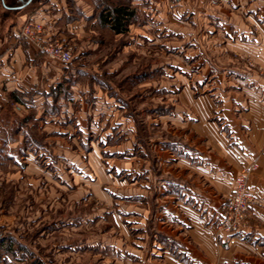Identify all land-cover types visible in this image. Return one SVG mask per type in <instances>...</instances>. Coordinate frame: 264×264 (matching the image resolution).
<instances>
[{"label":"rangeland","instance_id":"rangeland-1","mask_svg":"<svg viewBox=\"0 0 264 264\" xmlns=\"http://www.w3.org/2000/svg\"><path fill=\"white\" fill-rule=\"evenodd\" d=\"M118 6L132 13L122 34L99 20ZM40 7L8 14L20 50L17 81L10 85V66L0 81V264H196L183 245L187 225L158 220L155 164L161 150L186 147L171 124L186 118L176 114L186 111L182 96L218 105L239 79L235 64L251 66L226 48L234 15L249 9L235 0H51L60 21L46 15V26L53 21L52 38L71 48L64 64L19 35L21 15L42 22ZM254 206L238 233L220 228L221 208L206 222L220 253L237 240L260 247L264 264V237L244 233Z\"/></svg>","mask_w":264,"mask_h":264},{"label":"crops","instance_id":"crops-1","mask_svg":"<svg viewBox=\"0 0 264 264\" xmlns=\"http://www.w3.org/2000/svg\"><path fill=\"white\" fill-rule=\"evenodd\" d=\"M49 1L33 4L41 6L37 14L45 26L46 15L56 23L60 21L56 12L48 9ZM235 1H240L241 8L247 7L250 13L242 17L236 12L235 41L226 48L236 55L250 58L252 64L250 67L243 62L235 64L240 72L239 79L231 90L216 95L218 105L210 96H182L179 102L186 111L176 114L184 113L186 118L182 120L176 115L171 124L176 135L183 137L186 147L180 154V148L176 153L161 150L155 164L158 173L154 176L157 182L154 197L158 220L160 224L174 220L187 225L189 238L183 245L189 249V257L196 264H229L234 256L252 264L263 263L260 247L237 240L231 242L229 253H220L206 222L213 213H220L223 201L232 191L236 175L252 167L247 191L260 202V206L252 208L254 221L244 233L264 237V74L256 70L257 66L264 71V0ZM28 15L36 16L29 12L20 18ZM11 17L3 10L0 12V81L3 76H9L10 85L17 81L20 50L14 42L18 36L17 28L12 20L7 25ZM51 20L53 27L55 23ZM224 29L228 30V26L224 25ZM8 53L13 56L12 62L4 67L3 61ZM4 99L0 94V135L3 132L2 118L6 113L2 107ZM149 179L151 176H145L146 181ZM144 192L147 195L150 190L145 188Z\"/></svg>","mask_w":264,"mask_h":264},{"label":"built area","instance_id":"built-area-1","mask_svg":"<svg viewBox=\"0 0 264 264\" xmlns=\"http://www.w3.org/2000/svg\"><path fill=\"white\" fill-rule=\"evenodd\" d=\"M21 38L33 45L46 58L60 63L71 60V48L53 39L49 29L41 21L27 16L19 32ZM251 168L242 170L234 179V190L221 206L220 228L229 234L238 233L249 222V209L257 200L247 191V179Z\"/></svg>","mask_w":264,"mask_h":264},{"label":"trees","instance_id":"trees-1","mask_svg":"<svg viewBox=\"0 0 264 264\" xmlns=\"http://www.w3.org/2000/svg\"><path fill=\"white\" fill-rule=\"evenodd\" d=\"M131 16L132 13H130L126 6H118L105 9L100 14L99 20L115 34H122L127 31Z\"/></svg>","mask_w":264,"mask_h":264},{"label":"water","instance_id":"water-1","mask_svg":"<svg viewBox=\"0 0 264 264\" xmlns=\"http://www.w3.org/2000/svg\"><path fill=\"white\" fill-rule=\"evenodd\" d=\"M45 0H0V12L5 14L17 15L31 4Z\"/></svg>","mask_w":264,"mask_h":264},{"label":"flooded vegetation","instance_id":"flooded-vegetation-1","mask_svg":"<svg viewBox=\"0 0 264 264\" xmlns=\"http://www.w3.org/2000/svg\"><path fill=\"white\" fill-rule=\"evenodd\" d=\"M9 17V16H8Z\"/></svg>","mask_w":264,"mask_h":264}]
</instances>
